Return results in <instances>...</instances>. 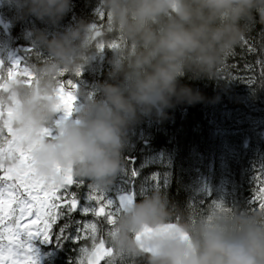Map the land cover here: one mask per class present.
<instances>
[{
  "label": "clouds",
  "instance_id": "1",
  "mask_svg": "<svg viewBox=\"0 0 264 264\" xmlns=\"http://www.w3.org/2000/svg\"><path fill=\"white\" fill-rule=\"evenodd\" d=\"M22 16L55 26L71 0H11ZM104 29L80 21L63 31L33 33L47 59L31 69V83L6 80L0 108L11 111L21 146L31 151L37 175L54 183L63 176L98 188L111 183L124 164L127 133L144 117L166 118L178 104L202 97L181 79H212L216 69L257 25L264 29V0H99ZM111 48L108 80L99 98L86 101L53 139L42 134L60 108V73H74L101 39ZM110 81V82H109ZM174 205L152 191L132 199L107 229L114 257L140 264H264V208L209 205L196 219L172 223ZM139 236V239L137 237ZM88 246L84 255L91 254Z\"/></svg>",
  "mask_w": 264,
  "mask_h": 264
},
{
  "label": "trees",
  "instance_id": "2",
  "mask_svg": "<svg viewBox=\"0 0 264 264\" xmlns=\"http://www.w3.org/2000/svg\"><path fill=\"white\" fill-rule=\"evenodd\" d=\"M2 3L3 14L8 17L9 0ZM14 10V14L18 13L16 8ZM100 10L99 0H71L70 11L55 26L18 13L10 34L18 33L17 46H22L20 42L23 39L31 51L28 57L33 61L28 66L38 67L47 59V54L34 42L35 31L51 34L63 31L69 23L80 21L90 25L97 23L103 30L106 18L105 15L97 16ZM262 31L264 29L257 25L241 40L217 67L216 78L181 79L182 84L200 94L202 99L199 102L178 104L166 110L163 120L144 117L127 133L122 153V168L130 182L127 188L134 190L137 201L142 194L152 191L165 195L175 207L172 223L196 219L213 202L228 208L258 207L259 202L253 204L251 200L259 188L254 177L257 172L264 171V81L261 80V65L257 63L264 60ZM117 38L102 40L107 44L112 39L118 41ZM245 39L247 43L243 42ZM249 45L256 51L250 53ZM103 51L112 54L109 48ZM108 65L102 64L98 72L91 73L95 80L93 85L98 86L108 80ZM246 65H252L251 72L247 71ZM95 97L99 98L98 91ZM132 170L136 172L135 177L131 176ZM153 175L157 176V181L151 179ZM79 184L78 197L81 190L94 186L86 179ZM81 199V207H85L86 203ZM75 215L80 218L79 213ZM88 243L90 246L91 242ZM78 255V248L67 242L64 248L58 249L53 264H66V260L72 258L76 264ZM125 261L126 264H140L134 258Z\"/></svg>",
  "mask_w": 264,
  "mask_h": 264
},
{
  "label": "snow or ice",
  "instance_id": "3",
  "mask_svg": "<svg viewBox=\"0 0 264 264\" xmlns=\"http://www.w3.org/2000/svg\"><path fill=\"white\" fill-rule=\"evenodd\" d=\"M97 16L104 17V12L100 10ZM92 27L102 31L97 23ZM260 37L261 50L264 51V31L260 33ZM243 42L248 41L245 39ZM117 46V41L105 44L101 39L96 48L97 51H102L104 48ZM248 51L251 53L256 49L249 45ZM257 63L261 65V80L264 81V60H258ZM245 68L252 71V65H246ZM16 70L17 65H13L7 73V80L17 77ZM22 74L25 81L31 83V72L23 69ZM75 75L79 76V71ZM63 76L65 73L61 72L60 77ZM66 83L70 88H75L71 80ZM64 85L65 81L59 79L57 95L60 108L69 115L75 97L71 91L65 90ZM5 89V82L0 83V91ZM10 115V109L0 108V122ZM42 134L49 135V132L44 129ZM0 173V264H36L30 245L33 239L49 246L71 242L78 248L76 264H101L102 260L104 264H126L124 258L114 257L112 250L107 247L105 226L112 225L119 212L133 199L132 193L121 197L118 204H113L112 201L104 200L98 187L89 185L86 191H80L78 197L77 190L81 189V184H74L70 172L58 184L37 175L31 151L19 146L6 129H0ZM131 176H136L135 170L131 171ZM151 179L157 181V176L153 175ZM254 179L259 188L251 203H259L258 207H252L253 210L264 208V171L257 172ZM81 198L92 206L81 207ZM213 204L217 208L221 207L218 203ZM77 213L80 218L75 215ZM58 221L62 223L58 224ZM166 228L175 229L176 223H170ZM89 241L92 252L85 257L83 253L88 248Z\"/></svg>",
  "mask_w": 264,
  "mask_h": 264
},
{
  "label": "rangeland",
  "instance_id": "4",
  "mask_svg": "<svg viewBox=\"0 0 264 264\" xmlns=\"http://www.w3.org/2000/svg\"><path fill=\"white\" fill-rule=\"evenodd\" d=\"M12 7V8H11ZM8 8L9 11H7L10 15H13L14 19L16 17L15 13V7L12 5L11 0H9V4H8ZM13 12V13H12ZM75 25L73 23H69L67 26H72ZM1 38V37H0ZM3 41V40H2ZM8 49V44L6 42L3 41V49L0 51V53L2 51H6ZM111 53L106 54V52L102 51H95L91 58L84 63L85 67L88 68L90 70V72L92 73L94 72H98V70L100 69L101 65H106L109 64V60L111 59L112 56H110ZM104 56V57H103ZM106 60V62H105ZM108 62V63H107ZM101 63V64H100ZM84 65L82 67H80L77 71H79L80 75H82L83 70H84ZM97 67V70L93 68ZM23 70V69H22ZM76 71V72H77ZM74 72V75L75 73ZM23 76V74H21ZM79 76H76L79 79ZM92 74H90V87L89 88H85L86 84L84 83L83 79L82 80H78L75 81L74 83L72 82L73 85H75V88L73 89L74 92H72V94L74 95L75 99L72 105V110L71 113L69 115H66L65 112L62 110L61 115L57 118L56 116H53L52 122L49 126H47L49 129L52 130V133L50 135H47V137H49L50 139H53L55 137V135L57 134L58 128L60 126V124L66 120H75L78 112L77 110L79 108H81L83 106L84 103L81 102V100L83 99L85 102L88 100H96L97 98L95 97V92L94 91H98L97 86L93 83L95 82L94 79H92ZM67 85V83H66ZM67 87H70L67 85ZM92 90V91H91ZM76 92V93H75ZM11 116V115H10ZM46 127V129H47ZM0 129H6L9 134L11 135L12 139L14 141H16V143L21 146V141L18 138L16 131L14 130V128L12 127L11 124V120L10 117H8L7 119H5L2 122V125L0 126ZM6 134V131H5ZM2 174V173H0ZM127 184H129V179L128 176L125 172V170L123 168H121V170H119L116 175L112 178L111 183L108 184L106 187L100 189L102 191L103 194V198L105 201H112L113 204H118L117 199L118 197L127 192L128 188H127ZM86 204L85 207H91L92 205L89 204L88 202L85 201ZM62 222V221H61ZM38 240L33 239L30 241V245L33 249V257L36 261V264H38L39 262V254L41 253L39 247V244L36 243H41L40 241L36 242ZM84 254V253H83Z\"/></svg>",
  "mask_w": 264,
  "mask_h": 264
},
{
  "label": "flooded vegetation",
  "instance_id": "5",
  "mask_svg": "<svg viewBox=\"0 0 264 264\" xmlns=\"http://www.w3.org/2000/svg\"><path fill=\"white\" fill-rule=\"evenodd\" d=\"M0 5H1V3H0ZM9 17H10L9 13H8V17L3 16V19H4L3 21H4V24L6 26V29H3L2 27H0V37H1L0 38V51L3 49V41L8 44V49L6 51H2L0 53V83H4L7 80V73L9 70H11L13 68V65H17V70H16L17 71V77L23 78V79H25V77L21 75L22 69H26L29 72H31V69H32L30 66H28L33 61L32 58L28 57V55L31 53V51L26 49L25 42L23 40L20 42L22 46H20V45L17 46L19 34L18 33L10 34L11 27H10ZM10 18H11L10 21H12V17H10ZM13 28H14V26H13ZM13 28H12V30H13ZM90 74H91L90 70L88 68H86L84 65L83 73L81 76H79V79L76 77V75H74V73H66L65 76L60 77L59 79H62L65 81V85H64L65 90L71 91L73 89L70 87H67L66 81L71 80L72 82H75V81L83 79L84 83L86 84L85 88H89L90 87V81H91ZM55 116L58 118L60 116V114L54 115V117ZM7 118L8 117H6L5 119H7ZM1 125H2V122H0V126ZM46 130H48V128ZM46 139H50V138L46 137ZM73 179H74L75 183L78 182V177L73 176ZM54 230H55V228H54ZM36 244H39L38 248L41 251V253L39 254L38 264H53V262L55 261V259L58 256V249H60V248L62 249L65 246V244H63L61 246H56V245L49 246V245L44 244L42 242L41 243L38 242ZM73 261H74L73 258H72V260L68 259V260H66V262H67L66 264H73Z\"/></svg>",
  "mask_w": 264,
  "mask_h": 264
},
{
  "label": "bare ground",
  "instance_id": "6",
  "mask_svg": "<svg viewBox=\"0 0 264 264\" xmlns=\"http://www.w3.org/2000/svg\"><path fill=\"white\" fill-rule=\"evenodd\" d=\"M12 8V7H11ZM18 14V13H17ZM8 16V15H7ZM10 17H12V21H10ZM10 17H9V22H10V25H11V28H13V26H12V22H14V18H13V15H10ZM16 17H18V15L16 16ZM39 21V20H38ZM16 23V22H15ZM20 25V24H19ZM18 26V25H17ZM20 31V30H19ZM17 32V31H16ZM21 39H22V37H21ZM118 39V38H117ZM23 40V39H22ZM112 41H114V39H112ZM118 42V41H117ZM110 56H112V54L110 55ZM104 57V56H103ZM105 62H106V60H105ZM108 63V62H107ZM101 64V63H100ZM108 66H110V65H108ZM98 75V74H97ZM100 75V74H99ZM98 75V76H99ZM94 92H96V91H94ZM95 94V93H94ZM98 98V97H97ZM139 132V131H138ZM141 149V148H140ZM126 163V162H125ZM150 164V163H149ZM156 164V163H155ZM180 166V165H179ZM153 169V168H152ZM154 172V171H153ZM156 172V171H155ZM148 185V184H147ZM195 197V196H194Z\"/></svg>",
  "mask_w": 264,
  "mask_h": 264
},
{
  "label": "water",
  "instance_id": "7",
  "mask_svg": "<svg viewBox=\"0 0 264 264\" xmlns=\"http://www.w3.org/2000/svg\"><path fill=\"white\" fill-rule=\"evenodd\" d=\"M0 25H2V22H1V20H0ZM130 193H132L133 194V192H130ZM128 194H124V195H122V196H120V198L121 197H123V196H127ZM120 198H119V200H120ZM133 199L135 200V198H134V194H133Z\"/></svg>",
  "mask_w": 264,
  "mask_h": 264
}]
</instances>
